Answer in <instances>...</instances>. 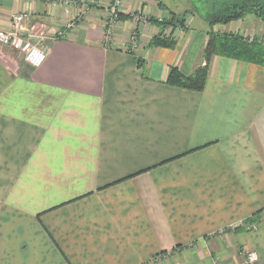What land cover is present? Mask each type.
Instances as JSON below:
<instances>
[{
    "label": "crops",
    "instance_id": "0c3cea01",
    "mask_svg": "<svg viewBox=\"0 0 264 264\" xmlns=\"http://www.w3.org/2000/svg\"><path fill=\"white\" fill-rule=\"evenodd\" d=\"M111 1L0 0V30L25 13L47 50L37 68L0 50V264H264V64L214 55L201 91L165 83L192 73L209 30L264 45V21L197 30L184 9L191 30L147 47L179 12L121 0L107 38ZM134 14L151 19L136 47Z\"/></svg>",
    "mask_w": 264,
    "mask_h": 264
},
{
    "label": "trees",
    "instance_id": "16d2710c",
    "mask_svg": "<svg viewBox=\"0 0 264 264\" xmlns=\"http://www.w3.org/2000/svg\"><path fill=\"white\" fill-rule=\"evenodd\" d=\"M169 14L170 19L165 25L159 24L160 30L169 25H179L180 27L184 25L185 14L177 16L172 11H169ZM248 14H252L259 20L264 21V0H232L230 3L224 4L222 9L206 13L204 19L209 26H214L242 19ZM175 44L176 41L174 39H162L159 35L153 36L149 42L150 46L165 48H173ZM214 55L263 65L264 45L255 38L246 37L238 33L209 30L200 61L192 73L185 75L176 66H171L165 78V83L170 86L201 91L206 82L209 62ZM137 62L138 66L141 67V59L138 58ZM249 221L254 222L255 216Z\"/></svg>",
    "mask_w": 264,
    "mask_h": 264
},
{
    "label": "rangeland",
    "instance_id": "374dc122",
    "mask_svg": "<svg viewBox=\"0 0 264 264\" xmlns=\"http://www.w3.org/2000/svg\"><path fill=\"white\" fill-rule=\"evenodd\" d=\"M114 0H112L109 5L113 2ZM144 1H147V0H144ZM232 0H165V2L168 4V6L173 9L174 11L176 12H179V14L184 10V9H192V12L194 13L195 15V21L194 23L192 24L193 26L192 27H195L197 30L198 29H201V28H204L207 26V24L205 22H202L201 19L205 16V14L208 12H211V11H217L219 9H222L224 4H228L230 3ZM120 4H121V0H120ZM119 4V6H120ZM108 5V7H109ZM119 6L117 8V12H116V15L115 16H110L109 15V12H108V9L107 10H104L105 13H103V22H104V32H105V36L108 38L110 36V34L113 32L114 28L116 27L117 25V22H118V16L117 14L119 13L118 12V9H119ZM181 15V14H180ZM27 16V14H25V16L23 17V20L25 19V17ZM12 17V16H11ZM10 17V24H9V29L8 30H11V18ZM256 17V16H255ZM185 18L186 16H184V25L183 26H173V25H169V26H166L164 28H161V31L160 33L156 34V35H159L160 38L162 39H169V38H172L174 39L175 41H177V36L179 35V38L182 36L180 35V30L184 32V29L186 30V26H185ZM257 18V17H256ZM132 19H133V23L135 24V26L129 30V28H127V42L128 44L131 46L133 45L134 47L137 46V43L139 42V39L141 38V33H140V30L138 29V25L137 23L139 24H145L146 21H149V20H142V19H138L136 14L132 15ZM170 19V14H169V11H166L165 13H163V15H159L158 17H156L154 19V22L156 21L158 24H163L165 25V23ZM22 20V21H23ZM140 21V22H139ZM22 23V22H21ZM74 22H68L66 24V27L69 28L73 25ZM68 25H70L68 27ZM20 28H22V24H19L18 25ZM187 30H191L190 28L187 29ZM4 31V30H3ZM20 33H22V29H20ZM185 33V32H184ZM182 33V34H184ZM189 33V32H188ZM24 34V33H23ZM22 34V35H23ZM176 34V35H175ZM32 36L34 38V40L36 42H38V45L40 46H43L41 44V42L39 43V39L41 41V38L38 37L36 34H32V33H29V34H24V36ZM55 35L57 36H60L62 37L63 36V32L61 30L57 31L55 33ZM143 35H148V32L145 31L143 33ZM153 37V36H152ZM148 40V42L146 43V46L147 47H150L149 45V42L151 40V38ZM37 39V40H36ZM140 43H142V41L140 40ZM46 49V48H45ZM0 50H1V53L4 54L5 56L7 57H11L15 60H17L18 62H25L24 61V58H23V53L21 52L20 49H16V48H13L11 45H4V44H1L0 43ZM47 52V50H46ZM200 61V60H199ZM26 63V62H25ZM42 65V64H41ZM40 65V66H41ZM39 66V67H40ZM33 68V67H32ZM7 182V181H5Z\"/></svg>",
    "mask_w": 264,
    "mask_h": 264
},
{
    "label": "built area",
    "instance_id": "2783aa9c",
    "mask_svg": "<svg viewBox=\"0 0 264 264\" xmlns=\"http://www.w3.org/2000/svg\"><path fill=\"white\" fill-rule=\"evenodd\" d=\"M51 2H57L60 0H48ZM65 4H69L70 0H63ZM120 4V0H114L108 7V12L110 16H115L117 8ZM25 13H17L12 15L11 30H0V43L4 45H11L13 48L20 49L23 53L24 61L27 65L33 68L39 67L46 59V49L43 46L38 45V42L30 35L24 36L23 33H20V27ZM70 25H68L69 27ZM23 34V35H22ZM40 56H43L42 60H39V63H35ZM31 58V59H29ZM255 254L257 259H251L252 255ZM243 264H262L260 258L255 251H247L244 254Z\"/></svg>",
    "mask_w": 264,
    "mask_h": 264
},
{
    "label": "clouds",
    "instance_id": "9594fccd",
    "mask_svg": "<svg viewBox=\"0 0 264 264\" xmlns=\"http://www.w3.org/2000/svg\"><path fill=\"white\" fill-rule=\"evenodd\" d=\"M29 59H31V58H29ZM42 59H43V56H40L39 59L37 61H35V63L38 64L39 63V60H42ZM251 259H253V260L257 259L256 255L253 254L252 257H251Z\"/></svg>",
    "mask_w": 264,
    "mask_h": 264
}]
</instances>
